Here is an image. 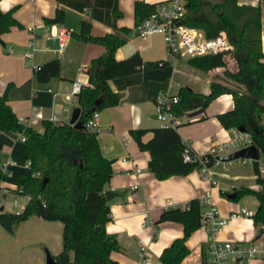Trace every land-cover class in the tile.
I'll list each match as a JSON object with an SVG mask.
<instances>
[{
	"label": "crops",
	"instance_id": "obj_1",
	"mask_svg": "<svg viewBox=\"0 0 264 264\" xmlns=\"http://www.w3.org/2000/svg\"><path fill=\"white\" fill-rule=\"evenodd\" d=\"M136 1L118 0L119 8L125 16L128 14V17L123 21L117 20V23L119 26L130 27L131 32L128 34V40L117 48V57L125 58L139 51L147 61L167 62L149 70L144 69L110 79V85L122 95L117 105L99 111L96 130L100 147L102 152L113 159L114 168L105 190L112 188L122 193L108 199L111 219L107 222V229L117 236L119 242V248L112 252V256L118 264H139L141 248L145 245L153 263L161 264L160 256L164 248L170 245L174 238L185 234L182 222L159 221L162 212L173 206L187 207L193 198H200L204 202V209H207L210 203L203 199L211 192L214 205L219 214L227 216V221L213 236L204 224L194 230L187 240L191 251L180 263L205 264V260L209 261L208 244L213 238H256L257 232L253 236L254 230H246L241 234L239 231L228 230L225 225L238 218L243 224L258 229L251 216H230L233 211L247 206L235 208L233 197L229 195L237 187L261 186L257 180L254 160L264 163V155L262 152L259 159L237 157L235 159L240 165L236 168L233 164L235 159L225 161L227 163L222 160L221 163L215 164L213 168L219 181L216 186L198 167L186 175L173 174L167 178H159L149 167L150 151L141 149L130 131L139 127L146 128L148 131L144 139L148 140L154 135L153 127L164 126L158 117L156 101L163 93L169 91L171 94H179L183 86H190L196 92L209 93L212 81L216 80L232 87L240 86L239 82L225 77L223 73L196 67L190 63V57L175 59L167 51L164 36L160 33L150 34L149 37L139 35L136 31ZM144 1L157 3L163 0ZM240 3L259 4L264 16V0H240ZM0 6L4 10L14 8L15 16L21 22V25L14 26L0 37L4 40L0 41V93L8 90L9 103L19 119L41 131L45 129L44 121L51 120L54 115L58 116V121L69 122L74 107L79 105L72 98L73 81L79 80L82 85L88 84V66L93 58L104 54L106 50L103 43L82 40L75 32L81 30L83 19L93 21L92 33L96 36L114 32L115 27L93 18L89 7L79 10L59 0H0ZM58 7L65 9L63 21H46L55 15ZM72 12L80 17L78 21L71 20ZM30 26H35L33 33L29 30ZM61 27L70 30L69 40L63 49H59V38L53 35V32ZM262 32L264 36V28ZM33 37L36 41L34 61L43 64L53 58H59L60 75L52 76L48 80L38 79L34 67L27 63L23 55L30 47L29 43ZM10 47L13 50H10ZM234 105L235 99L231 93H221L200 114L194 117H190L188 113L179 116L181 122L178 131L198 154H205L211 148L218 147L224 148L220 150V155L234 152L239 148L229 143L234 140L240 129L226 128L218 115L219 112L232 109ZM9 157L17 161V164L10 166L11 170L30 171L25 165L28 160L25 139L0 130V163ZM242 158L248 160L242 161ZM263 173L264 171L261 174ZM10 189L2 190L4 198L8 196L9 191H14ZM1 199L2 197L0 210L2 207L6 210V204L2 203ZM22 200L25 207L27 200L24 197ZM63 229L62 220H50L42 215H31L23 219L13 231L5 229L0 223V264H46L47 251L51 250L55 256L63 248ZM248 263L264 264V258L254 257Z\"/></svg>",
	"mask_w": 264,
	"mask_h": 264
},
{
	"label": "trees",
	"instance_id": "obj_2",
	"mask_svg": "<svg viewBox=\"0 0 264 264\" xmlns=\"http://www.w3.org/2000/svg\"><path fill=\"white\" fill-rule=\"evenodd\" d=\"M76 9L90 8L91 16L115 27L114 32L96 36L92 33L93 21L83 19L77 37L103 43L104 54L92 59L89 83L82 85L78 94L82 112L79 117L83 126L76 127L66 121L45 120L43 131L21 121L9 103L8 90L0 93V130L17 137L23 132L26 137V154L31 160L30 171L14 169L12 173L0 171V181H8L24 187L31 199L21 211L0 210V223L9 231L31 215H42L46 219H60L64 222L63 248L55 255L58 264H118L112 252L119 248L118 238L107 229L111 219L110 202L105 193L106 183L114 173L113 159L102 152L97 130L86 123L95 113L108 106L117 105L120 100L110 85V79L150 69L167 61L144 59L139 51L125 57H117V48L128 40L131 28L119 26L117 18L123 12L118 0H59ZM187 11L184 21L190 26L201 28L208 37H215L222 31L228 33L234 44L230 52L237 68L228 67L225 77L239 82V88L220 80L212 81L209 93L196 92L190 86L179 91V102L172 106L177 116L204 109L221 93H231L235 99L232 109L219 112V118L226 128L246 127L253 135V142L264 149V16L261 6L240 0H186ZM136 24L156 7L157 3L137 0ZM65 9L58 7L54 16L46 21L62 22ZM21 25L15 16V9L4 10L0 6V37L14 26ZM227 52L190 57L189 61L205 70H216L228 64ZM61 61L53 58L39 64L34 70L40 80L60 75ZM97 100L100 104H97ZM179 125V124H178ZM178 125L153 127V136L145 140L146 128L131 129L141 149L149 150V167L159 178L173 174L191 172L201 165L199 161L184 157L186 141L178 131ZM209 164L215 157L209 155ZM260 187L241 186L235 188L233 199L245 194H255L259 203L254 211L256 226L264 229V173H260L259 161L254 160ZM230 194V193H229ZM204 202L193 198L187 207L165 209L159 221L176 220L184 224L183 236L173 239L161 253V264H180L191 248L189 236L203 225ZM205 264H210L205 260Z\"/></svg>",
	"mask_w": 264,
	"mask_h": 264
},
{
	"label": "built area",
	"instance_id": "obj_3",
	"mask_svg": "<svg viewBox=\"0 0 264 264\" xmlns=\"http://www.w3.org/2000/svg\"><path fill=\"white\" fill-rule=\"evenodd\" d=\"M186 0H163L156 4V7L142 18V20L136 24V31L139 35L149 37L150 34L160 33L164 36L167 51L175 59L183 56L195 57L199 55L215 54L218 52H227L228 64L224 67L216 68V73H225L228 67L237 68V63L231 55V51L234 48V44L230 39L228 33L222 31L215 37H208L204 34L201 28H195L190 26L184 21V15L187 11ZM35 26H30L29 30L33 33ZM53 35L59 38V49H63L69 40L70 30L65 27H61L58 31L53 32ZM35 37V36H34ZM30 41V47L23 52L27 59V63L32 65L34 69L38 67L34 61V53L36 49L35 38ZM264 37V36H263ZM10 50H13L10 47ZM72 98L77 102L78 94L81 92L83 86L79 80L73 81L72 84ZM157 113L158 117L164 123V126L178 125L181 122V118L175 115L172 111V106L179 102V94H171L169 91L163 93L157 100ZM99 112H95L86 123L87 127L93 130L98 128ZM58 116H52L51 120L58 121ZM236 135L234 140L230 141L229 145L236 146L237 148L248 146L253 143V135L248 131H240ZM18 137L26 139L23 132L18 133ZM223 147L211 148V150L205 154H198L195 152L190 144L186 143L184 157L187 160L199 161L200 169L204 176L208 177L212 184L216 186L219 181L216 178L217 172L214 170V165L221 163L219 158L220 150ZM224 149V148H223ZM215 157V161L212 164L208 163L210 156ZM242 161H247V158H242ZM223 163H227L223 161ZM17 164V161L9 157L4 162L0 163V171L12 173L10 166ZM260 168L262 173L264 171V163L260 162ZM27 167H31V160L28 159L25 163ZM141 170V168H138ZM259 176V172H257ZM10 184V185H9ZM13 185V186H12ZM16 191L21 198L24 197L27 202L31 199V194L24 192V187H20L15 183H5L0 181V193L2 190ZM205 202L210 203V207L203 210V224L210 231L213 236L215 231L224 225L227 221V216L219 214L218 208L214 205L211 198V192L206 194L203 199ZM20 202L23 200L19 197H15L13 203L15 208H19ZM20 211V210H19ZM254 211L242 207L239 210L230 213V216H253ZM209 263L210 264H249V260L254 257L264 258V237L253 238L251 240H237L232 241L228 239L217 240L213 238L209 244ZM142 254L139 264H154L152 258L147 252L146 246H142Z\"/></svg>",
	"mask_w": 264,
	"mask_h": 264
},
{
	"label": "water",
	"instance_id": "obj_4",
	"mask_svg": "<svg viewBox=\"0 0 264 264\" xmlns=\"http://www.w3.org/2000/svg\"><path fill=\"white\" fill-rule=\"evenodd\" d=\"M263 28H264V25H263ZM0 41H4V40L0 38ZM119 94H120V96L122 95V93H119ZM96 102H97V104H100L99 100H97ZM203 110H204V108L200 107L199 109L190 111L188 113V115L190 117H194V116L200 114V112H202ZM81 112H82V107L80 105L74 107V109L72 111L70 122L73 123L76 127L83 126V123L79 119V117L81 115ZM239 129L241 131H246V127L244 125H240ZM262 152H263V155H264V149H261L255 143H251L250 145L241 147L239 149H236V150H234V152H231L229 154L219 155V158L221 160H224V161L234 160L237 157H248V158L253 157L255 159H259L261 157V155H262ZM105 193H106V196H107L108 199H111V198H113L115 196L122 195V193H119V192L115 191L112 188L106 189ZM235 195H236V193L233 192L229 196L234 198ZM2 209H4V207H2ZM257 230L258 231H257V234H256L255 237L259 238V237H261L264 234V229H263L262 226H260V227H258ZM47 252H48V254H47L46 264H58L57 260L55 259V256L52 254V252H50V251H47Z\"/></svg>",
	"mask_w": 264,
	"mask_h": 264
},
{
	"label": "rangeland",
	"instance_id": "obj_5",
	"mask_svg": "<svg viewBox=\"0 0 264 264\" xmlns=\"http://www.w3.org/2000/svg\"><path fill=\"white\" fill-rule=\"evenodd\" d=\"M128 17V14H126V16H125V14L123 13L120 17H118L117 18V20L118 21H123V19H126ZM70 18H71V20H73V21H76V19H77V21H78V19H80V17L78 18V15L76 14V13H74V12H72L71 14H70ZM233 164L235 165L234 167L236 168V166H239L240 164L238 163V160L237 159H235L234 161H233ZM234 168V169H235ZM252 181H254V180H250V182H252ZM19 197L20 199H22L21 198V195H19L16 191H9V194H8V196L7 197H3V192L1 191V193H0V197H2V203H4V204H6V209L7 210H12V211H21L22 209H23V207H24V204L22 203V202H20V206H19V208H15L14 207V203H13V201H14V199H15V197ZM226 198H227V196H226ZM229 199V198H228ZM234 203H235V208L236 207H241V206H243V205H245V206H247L249 209H251V210H256V208H257V203H258V197H256V195L255 194H245V195H243V196H241L240 198H238V199H233L232 200ZM226 226V228L228 229V230H233L234 232H237V231H239V233H241V232H244V231H253V236H255V234H256V232H257V228H255V229H253V227L251 226V225H245V224H243L241 221H240V219H238V218H236V219H233V220H231L228 224H226L225 225ZM241 234H243V233H241ZM223 239H228V240H232V241H237V240H241V237H237V238H233V237H229V238H227V237H224ZM50 252H51V250H49ZM53 253V252H52Z\"/></svg>",
	"mask_w": 264,
	"mask_h": 264
}]
</instances>
